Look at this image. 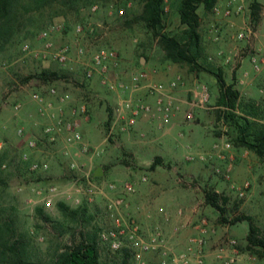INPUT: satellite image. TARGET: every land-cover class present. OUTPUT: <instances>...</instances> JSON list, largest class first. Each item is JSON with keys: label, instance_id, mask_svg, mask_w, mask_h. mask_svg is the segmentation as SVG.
<instances>
[{"label": "rangeland", "instance_id": "1", "mask_svg": "<svg viewBox=\"0 0 264 264\" xmlns=\"http://www.w3.org/2000/svg\"><path fill=\"white\" fill-rule=\"evenodd\" d=\"M252 1H246L243 14L229 18L223 16L226 0H218L212 11H206L203 6L197 9L201 35L198 62L221 70L224 79L229 72V66L223 64L224 58H236L234 48L264 52V0H256L261 12L255 24L249 15ZM143 2L45 0L43 4H35L23 0L24 8L20 10L19 24L13 35L7 42L0 40V153L5 154L0 164V242L6 241L9 247L18 241L16 259H12L13 253L0 247V264L14 261L18 264L19 259L49 264L66 247L89 237L96 238L102 264H139L127 249L114 253L99 241V233L111 226L106 206L109 200L122 195L120 187L124 183L132 184L134 191L124 196L128 206L121 208L120 213L135 220L144 239L158 232L166 247L179 254L186 251L188 240L198 235L197 228L204 222L208 229L203 247L205 264H264L263 249L247 240L249 227H252L256 238L264 241V161L253 152L235 146V133L219 118V111L224 107L218 106L214 77L166 60L158 39L139 19ZM77 27L82 29L80 34L75 32ZM51 28H54L50 33L54 48L67 44L72 50L71 60L64 66L48 57L36 56L43 50L39 34ZM183 29L177 0H165L162 32L179 35ZM242 29L252 31L247 42L233 39ZM25 45L30 52L22 51ZM77 46L86 50L79 58L75 55ZM101 48L113 49L118 54L120 66L116 72L122 80L136 71L147 72L150 81L159 75L167 80L180 76L183 85L177 89H188V95L192 94L191 90L197 92L192 98L185 93L195 106L188 111L192 120H187L186 113L182 124H197L218 135H211L212 141L206 145L189 143V127L183 125L163 143L146 129H137L140 118L126 132H119L117 127L116 135L106 140L108 111L113 112L119 98L100 84L97 74L89 81L83 74V67L90 64V56ZM143 56L147 58V68L142 67ZM202 86L207 88V100L202 97ZM52 88L57 96H69V101L62 106L63 119L78 123L81 142L90 148L88 153H82L80 144L67 146L62 138L54 143L44 138L46 119L38 115L33 96L39 94L56 108L59 106L57 98L49 95ZM82 105L87 110V119L81 115L72 117L71 109ZM234 112L252 123L248 132L264 127V99L254 100L243 95ZM20 128L24 131L22 136L17 134ZM28 138L37 142L35 149H28ZM222 143L230 147L224 152L212 150L214 145ZM156 144L170 148L179 145V161L164 162L151 170L149 164L156 152L147 146ZM93 147L98 148L99 155H92ZM24 153L28 154L26 161L22 160ZM200 153L212 154V158L186 160L188 154ZM33 162L46 163L48 169L31 171ZM72 163L74 168H71ZM228 164H231V172L226 179L222 173ZM97 170L101 171L100 176H94ZM89 183L103 194L86 196L83 191ZM110 184L120 187L110 191ZM245 184L248 189L239 197L238 189ZM52 188L55 192L49 197ZM205 194L218 197L223 213L206 202ZM48 199L51 200L49 206L46 205ZM58 203L72 210L85 206V214L73 221L62 215ZM146 203L153 211L141 209V206L146 208ZM37 208H41L42 215L36 212ZM167 209L170 212L167 213ZM187 218H191L190 229L193 228L189 234L180 222ZM236 218L243 220L235 221ZM4 224L9 225L10 231L5 230ZM159 261L158 253H149L142 256L140 264H159Z\"/></svg>", "mask_w": 264, "mask_h": 264}, {"label": "built area", "instance_id": "2", "mask_svg": "<svg viewBox=\"0 0 264 264\" xmlns=\"http://www.w3.org/2000/svg\"><path fill=\"white\" fill-rule=\"evenodd\" d=\"M247 0H226L223 8V16L226 18L232 16H238L243 14L245 3ZM96 7L92 8L94 11ZM218 11L217 8L214 9ZM54 30L51 28L49 31H42L38 40L43 42V50L37 52L36 56L50 58L52 61L64 66L71 60L72 50L69 45L65 44L59 48H54L51 40L50 33ZM81 28L77 27L75 32L81 33ZM252 31L242 29L236 32L233 39L238 42H247L252 36ZM23 52H30L28 45L23 46ZM86 50L77 46L75 55L79 58L85 55ZM221 55V53L219 54ZM231 61L230 56L224 58V63L228 64ZM83 64V63H82ZM251 64L253 70L258 72L264 65V52H253L251 55ZM84 65V64H83ZM120 60L118 54L110 48H101L95 51L90 56V64L83 67L84 79L86 81L91 80L95 74L99 76L100 84L105 87L111 93L118 96L116 108L113 109L112 117L108 124L107 139L109 140L116 135V128L123 133L126 132L131 126L135 124V121L140 118H149L152 121H157L159 124H164L170 121L175 112L179 110V107L175 104L172 92L179 86L183 85L180 76H176L169 83H153L150 81V75L145 71L131 72L126 80L120 79V76L116 70L119 69ZM113 73V76L111 75ZM144 91L147 97L154 98V102H148L141 99L138 94ZM202 97L207 100V88L205 86L200 87ZM49 95L52 98H57L58 107L55 108L53 103L44 100L39 94H34L33 99L38 106V115L41 118L46 119V123L43 129L44 138L49 143H54L59 138H62L67 146H73L80 144L82 153H88L90 148L88 145L82 143V136L78 131V123L76 121H66L63 119V108L69 100L68 95L57 96L55 89L49 90ZM18 109V106H16ZM87 110L85 106H79L78 108L71 109V116H86ZM188 121L192 120V114L186 115ZM24 131L20 128L17 131L18 136H22ZM26 145L29 150H33L37 146V142L31 138L26 139ZM229 144L222 143L221 146L214 145L212 150L217 152L218 150L224 152L228 149ZM1 148V145H0ZM92 155H99L98 148L93 147ZM197 158L200 161L211 159L212 154H188L186 156L187 161H193ZM22 160H28V154H22ZM75 164H71V168H74ZM48 165L46 163L33 162L30 166V170L34 172L46 171ZM218 172V171H217ZM231 172V164L226 166L223 177L229 179ZM142 180H146L145 178ZM120 187V186H119ZM114 184H110L108 189L110 191H117L119 189ZM248 189V184H245L243 188L238 189L239 197H243L244 193ZM134 191L132 184L124 183L120 187V193L115 199L109 200L106 206V214L111 221V226L107 230H102L99 233V241L105 244L111 252H120L123 249H127L134 257V259L140 264L142 256L149 253H158L160 255L159 264H205L203 247L205 244V236L208 234V229L203 222L198 226V235L188 240V248L186 251L176 254L169 250L164 239L160 233L150 235L149 238L144 239L140 230V226L130 216L123 217L120 213L121 208H127V203L124 198L125 195H129ZM55 189L49 190V197H52ZM83 193L91 197L94 194H103L102 191L92 184H88V187ZM91 200V199H89ZM51 200L46 201V205L49 206ZM220 259V257L218 256ZM215 264V263H214Z\"/></svg>", "mask_w": 264, "mask_h": 264}, {"label": "trees", "instance_id": "3", "mask_svg": "<svg viewBox=\"0 0 264 264\" xmlns=\"http://www.w3.org/2000/svg\"><path fill=\"white\" fill-rule=\"evenodd\" d=\"M29 1L35 4H43L45 2V0ZM217 1L177 0L179 21L184 26L179 35H168L162 32L165 0H144L139 19L142 20L144 25L158 39L159 45L165 53L166 60L172 64L186 65L191 71L204 72L214 77L218 90L217 103L218 106L224 107L223 111H219V118L223 119L235 133V146L253 152L264 161V127H255L252 132H248L252 123L247 118L237 116L234 112L239 107L240 98L239 92L234 89V84L226 83L221 70H214L211 66H205L198 62L201 56V35L199 33L200 19L197 9L199 6H203L206 11H212ZM22 8H24L23 0H0V40L7 42L11 35H13L14 29L19 24L18 17ZM25 10L28 11V9ZM260 12V4L256 0H253L249 6V15L253 24L259 20ZM144 59L147 61L146 57ZM111 117L112 111H108V121ZM4 157V152H1L0 164L4 160ZM161 164V160L155 158L150 169L153 170L157 165ZM205 199L211 207L223 213V209L218 204V197L215 194H205ZM57 208L62 215L69 217L73 221L84 215L86 211L85 206L72 210L64 203H58ZM36 212L39 215L43 213L41 208H37ZM241 220L243 218L235 219V221ZM3 227L6 231H10L8 224H4ZM247 240L253 245L260 246L264 251V241L256 238L252 227H249ZM3 243L1 244L0 242V247H3V251L8 250L13 253L12 259H16L18 241L13 242L9 247L6 246V241ZM17 261L18 264H45L42 262H27L22 259ZM15 262L12 264H17ZM49 264H102L96 238L89 237L75 246L66 247Z\"/></svg>", "mask_w": 264, "mask_h": 264}, {"label": "crops", "instance_id": "4", "mask_svg": "<svg viewBox=\"0 0 264 264\" xmlns=\"http://www.w3.org/2000/svg\"><path fill=\"white\" fill-rule=\"evenodd\" d=\"M240 49L234 48L235 52L232 50L234 52L233 57L236 56V58H231V61L228 64L223 62L224 65L229 66V68H227L229 69L228 76L226 77L225 81L227 84H234V89L239 92L240 97L246 95V97H251V99L254 100L257 98L264 99V65L261 67V69L258 72L254 71L251 64V55L253 54V52H251L250 50L245 51L243 50V47H240ZM147 66H148V61L146 62L144 61L142 67L147 68ZM171 79L167 80V78H164V76L159 75L152 77L151 81L153 83H162V81H164L165 84H167L169 83V81H171ZM213 83H215L214 80ZM187 91L188 89L182 87L177 89L174 93L172 92V96L174 98L175 104L179 106V111H177V113L175 112L172 120L164 124H159L157 121H152L149 118H142V120L137 124V129L140 128L146 129L147 132L150 133V135L152 136L155 135L157 137L156 139L160 138L164 143L165 139H170L172 137V134L176 128H179L183 125H187V127H189L187 142L189 143L195 142V144H199V145H206L208 142H211L212 141L211 135H218V134H212L211 130H207L206 127H203V129L199 128L197 124L185 123V122L182 124L183 122L182 119H184V115L186 113H189L188 112L189 110L194 109L195 106L194 103H191L190 101L187 100V97L190 96V98H192L194 95H197V92L195 90H191L192 93L191 95L190 94L188 95ZM185 93L187 97H185ZM145 95L146 94L144 93V91H141L138 94V96L144 101H148L151 103L154 102V98L146 97ZM144 147L145 146H142V148ZM147 147L156 152L155 158H159L162 164L164 162L167 163L178 162L180 159L179 153L181 149H179V145L178 146L174 145L171 148L165 144L164 145L156 144L151 146L148 145ZM186 148L190 149V146L187 145ZM197 151H199V149ZM154 159L151 160L149 164L150 166L152 165ZM160 166L161 165H157L154 169L156 170ZM95 173L94 176H96ZM100 175H101V171H100ZM145 205L146 208L141 206V209H145L146 211H150V210L153 211V208L150 205H148V203H146ZM166 212L167 213L170 212V209L169 210L167 209ZM155 215L161 217V215L158 214ZM180 222H182V227L185 228L186 234L193 232V228L190 229L192 223L191 218H187L186 220Z\"/></svg>", "mask_w": 264, "mask_h": 264}, {"label": "water", "instance_id": "5", "mask_svg": "<svg viewBox=\"0 0 264 264\" xmlns=\"http://www.w3.org/2000/svg\"><path fill=\"white\" fill-rule=\"evenodd\" d=\"M144 61H145V59L142 58V63H143ZM96 172H97V173H95L96 176L100 175V170H97Z\"/></svg>", "mask_w": 264, "mask_h": 264}]
</instances>
